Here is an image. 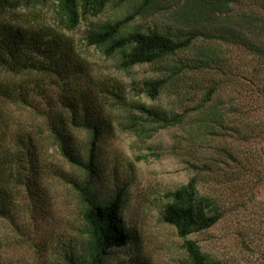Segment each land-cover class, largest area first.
Segmentation results:
<instances>
[{
    "label": "rangeland",
    "instance_id": "rangeland-1",
    "mask_svg": "<svg viewBox=\"0 0 264 264\" xmlns=\"http://www.w3.org/2000/svg\"><path fill=\"white\" fill-rule=\"evenodd\" d=\"M143 1L111 0L103 13L82 20L69 33L87 67L79 84L112 123L97 146V193L104 197L120 188L126 191L122 214L131 240L114 249L108 264H136L138 259L146 264L190 263L185 239L161 212L166 193L194 176L201 192L216 199L221 217L188 238L223 264H264V24L249 20L255 12L264 18V0H235L215 10L197 0H158L155 7L151 0L149 9L141 7ZM38 9L46 19L53 14L51 4ZM90 19H127L130 27L180 37L198 30L201 34L186 50L122 71L115 58L86 44ZM233 26L243 42L239 36L235 41L222 39L215 31ZM252 42L261 52L251 50ZM178 66L179 83L168 81L156 99L149 97L143 82L166 77L167 68ZM104 78L124 87L130 110L112 109L110 99L98 92ZM25 80L30 104L0 106V152L16 145L17 135L32 136L39 144L34 157L41 176L34 184L15 181L14 207L0 215V264H55L66 252L81 251L87 240L85 206L71 182L84 172L62 156L51 135L52 119L47 116L53 106L59 108V87L44 90L46 81L36 87L35 74ZM215 84L217 90L201 112L198 106ZM152 109L179 114L181 122L164 126L147 113ZM129 111L138 118L129 120ZM71 129L74 145L85 156L89 132Z\"/></svg>",
    "mask_w": 264,
    "mask_h": 264
},
{
    "label": "trees",
    "instance_id": "trees-1",
    "mask_svg": "<svg viewBox=\"0 0 264 264\" xmlns=\"http://www.w3.org/2000/svg\"><path fill=\"white\" fill-rule=\"evenodd\" d=\"M111 0H0V106L9 102L29 103L25 92V78L35 74L36 87L46 81V88L52 85L59 87L56 106L47 112L51 117V135L56 141L62 156L73 166L84 172L82 178H72L71 182L78 191L85 206L83 217L87 225V240L79 252L73 250L65 253V258L55 264H108V259L116 247L126 246L131 234L126 228L123 217L125 188L117 189L109 196L100 197L95 186V178L99 175L97 162V146L104 132L112 126L110 119L103 117L90 92H86L79 77L86 72V65L77 50L74 38L69 35L84 19L97 17L103 13ZM125 1V0H121ZM158 0H154V7ZM201 7L221 9L235 0H197ZM202 2L208 3L205 6ZM29 3V5H28ZM37 3V4H36ZM52 5L50 18L38 15L39 6ZM26 6L25 8H23ZM142 8L152 7L151 0H144ZM24 9V11H22ZM252 23L262 21L258 13H251ZM255 16V17H254ZM127 19L113 22H96L89 20L85 35L86 44L95 47L105 57L115 58L118 70L127 71L139 64L157 63L190 47L196 33H185L184 37L157 29H144L140 25L130 27ZM232 28V29H231ZM215 30L222 39L234 40L236 27ZM251 50L259 53L261 49L252 42ZM202 61L200 64L203 65ZM208 64V63H207ZM161 68V67H160ZM201 68V67H200ZM185 69V68H183ZM166 77L148 79L143 82L145 92L156 99L168 81L176 86L181 66L167 68ZM39 81V82H38ZM19 84V85H18ZM98 92L110 99L112 109H128L125 89L118 82L109 78L100 80ZM217 90V84L208 91V96L199 109L204 112L211 95ZM179 93V92H178ZM180 94V93H179ZM1 109V107H0ZM145 111V107H141ZM156 121L168 124L180 123L179 114L166 115L158 109L147 110ZM216 115V114H215ZM138 117L129 111L128 119ZM134 124H139L135 121ZM71 127L85 129L90 134L89 147L85 156L73 143L74 132ZM39 144L26 134L16 136V145L6 147L0 152V215H7L14 207L16 198L15 181L35 183L36 176H41V168L36 164L34 155ZM167 201L162 209V219L177 229L185 239L189 264H223L220 260H212L203 252L201 246L188 236L194 232L206 230L215 225L221 213L216 199L207 192H201L197 177L188 183L168 191ZM136 264H146L138 259Z\"/></svg>",
    "mask_w": 264,
    "mask_h": 264
}]
</instances>
